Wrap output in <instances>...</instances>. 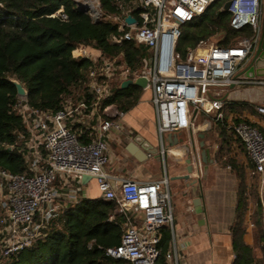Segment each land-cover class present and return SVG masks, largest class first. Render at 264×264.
Segmentation results:
<instances>
[{
	"label": "built area",
	"instance_id": "2783aa9c",
	"mask_svg": "<svg viewBox=\"0 0 264 264\" xmlns=\"http://www.w3.org/2000/svg\"><path fill=\"white\" fill-rule=\"evenodd\" d=\"M215 1L133 0L135 7L144 9L141 25L136 19L132 24L125 22L131 14L124 19L105 16L98 0H94L98 6L96 10H92V4L86 0L79 2L91 8L94 13H88L95 22H118L124 33L121 37L111 38V42L133 41L147 46L152 52V57L144 61L138 72L126 66L119 69L127 79L148 78L161 135L190 128L199 113L213 115L216 121H223L229 88L243 84L264 85V78L237 77L259 43L264 0H224V5L231 3L227 10L231 16V27L236 31L249 29L251 36L239 37L230 46H222L220 43L226 39V33L222 38L220 33L217 35L220 41L212 37L201 41L185 55L178 51L183 25L201 16ZM60 16L68 19L66 14ZM72 54L76 59L86 58L94 63L98 60L86 46L76 47ZM151 59L152 67L149 65ZM116 68L114 62L105 61L89 73L91 89L99 101L108 95L109 89L99 78L108 79ZM15 107L23 115L31 133L28 147L34 156L31 165L34 174H14L0 169L3 209L0 216V256L9 257L32 246L45 223L61 209V200L76 201L83 177L90 176L97 181L98 198L115 202L119 212L125 216L121 243L106 249V255L127 264H160L161 230L174 222L168 179L135 181L111 175L105 170L108 156L103 137L110 130L121 127L112 117H122L123 112L110 114L109 107H106L104 115L107 118L98 117L95 139L82 144L66 123L75 114L82 113L84 104L51 112L32 108L27 97L19 96ZM93 111H98V104L94 105ZM257 111L264 114V106L258 105ZM232 130L253 164L250 178L257 182L264 212V132L245 122L235 124ZM42 149L47 151L44 161ZM41 162H44L43 166ZM60 178L69 181L57 188V180L62 181ZM38 215L39 222L36 221ZM166 259L169 264H179L176 252H168Z\"/></svg>",
	"mask_w": 264,
	"mask_h": 264
},
{
	"label": "trees",
	"instance_id": "16d2710c",
	"mask_svg": "<svg viewBox=\"0 0 264 264\" xmlns=\"http://www.w3.org/2000/svg\"><path fill=\"white\" fill-rule=\"evenodd\" d=\"M98 2L105 16L124 19L131 14L140 25L143 22L141 14L144 9L135 7L133 0ZM60 14H66L68 19L64 20ZM230 22L231 16L224 9V0L215 1L201 16L183 25L178 51L185 55L201 41L210 40L220 33H226V39L220 45L230 46L233 40L242 37L241 31L234 30ZM123 33L116 21L95 22L88 12L79 8L76 0H0L1 170L34 174L31 169L34 156L28 147L31 133L23 115L15 107L19 96L12 80H18L26 88L27 102L32 108L56 112L84 104L83 113L75 114L66 123L82 144L95 139L97 131L93 127L98 121L97 118L91 121L88 129L77 120L91 114L95 104H98V112L104 118H107L104 110L108 106L125 112L137 104L142 92L137 86L120 90L110 82L112 94L100 101L91 89L89 73L105 61L114 62L117 67L115 73L120 72L121 66L138 72L144 61L152 57V52L145 45L133 41H110ZM247 33V36L252 34L251 30ZM79 46L89 47L98 57L96 63L86 58H74L73 50ZM107 80L99 78L103 84ZM229 106H233L232 109L234 106L253 109L255 105L227 101L224 108ZM224 120L219 124L225 128L227 123ZM235 122L250 123L242 119ZM223 136L228 144L231 141L229 134L224 132ZM41 152L44 161L47 151L42 149ZM225 153L226 150L220 147L218 159L230 165L237 178L236 216L231 227L235 252L233 264H264V212L257 182L255 179L254 183L249 182L248 169L242 163L234 158L224 160ZM43 164L41 162V166ZM252 168L253 165H249V169ZM56 187L61 188L59 180ZM77 194L76 201L61 200V209L45 223L32 246L9 257L0 256V264H127L106 255V249L121 243L125 216L119 212V206L101 198H88L82 189ZM2 213L0 198V216ZM36 221H40L39 215ZM248 235L251 242L246 239ZM160 249L162 258H165L167 236L161 239Z\"/></svg>",
	"mask_w": 264,
	"mask_h": 264
},
{
	"label": "crops",
	"instance_id": "0c3cea01",
	"mask_svg": "<svg viewBox=\"0 0 264 264\" xmlns=\"http://www.w3.org/2000/svg\"><path fill=\"white\" fill-rule=\"evenodd\" d=\"M126 79L121 71L113 72L105 84L109 87L108 83L112 82L119 86ZM141 90L139 101L132 109L123 112L122 117H112L121 127L110 130L103 137L108 156L106 172L135 181L168 179L174 222L162 229L161 239L167 236L168 252L177 253L179 264H233L235 252L231 227L236 216L237 178L230 165L219 161L218 150L220 147L226 150L224 160L234 158L246 166L251 183V159L233 135L232 127L237 119H242L264 132V114L257 111L258 105L264 106V85L243 84L227 90L225 103L241 101L255 106L253 109L224 108L225 128L213 115L199 113L190 128L163 135L158 129L153 93L149 88ZM108 107L110 114L122 112L115 106ZM100 115L98 111H92L77 121L89 129L90 122L95 118L98 121ZM222 132L229 134L231 141L228 144ZM206 149L210 152L207 162L203 157ZM190 169H193L191 174ZM60 180L63 185L69 181ZM84 186L87 184L81 187L86 196ZM246 239L251 242L250 235ZM159 263L169 264L166 256L161 257Z\"/></svg>",
	"mask_w": 264,
	"mask_h": 264
},
{
	"label": "water",
	"instance_id": "95a60500",
	"mask_svg": "<svg viewBox=\"0 0 264 264\" xmlns=\"http://www.w3.org/2000/svg\"><path fill=\"white\" fill-rule=\"evenodd\" d=\"M77 4L82 7L81 9L83 11H90L91 8L87 6H82L79 2ZM231 3L227 2L224 5V9L227 11L230 7ZM125 22L127 24L135 23L136 20L132 15H128L125 18ZM225 35V33H221L220 38H222ZM220 41V40H219ZM150 67L153 66V59L149 62ZM237 77L246 78V79H255V78H264V16L262 21V32L261 37L259 40V43L257 45V48L253 55L251 56L249 62L247 63V66L240 71V73L237 75ZM12 83L15 85L17 89L18 96L20 97H27L28 91L26 88L18 81V80H12ZM131 86H137L142 89L148 88V78L146 76H138L136 78H129L126 79L121 83V85L118 86V89L120 90H127ZM204 161L207 162V157H210L209 150H205L203 153ZM160 160L162 161V158L160 157ZM207 170V167H206ZM193 169H190V174L192 173ZM92 178L90 176H84L82 179V184L88 183ZM184 179L189 180L190 177H185Z\"/></svg>",
	"mask_w": 264,
	"mask_h": 264
},
{
	"label": "rangeland",
	"instance_id": "374dc122",
	"mask_svg": "<svg viewBox=\"0 0 264 264\" xmlns=\"http://www.w3.org/2000/svg\"><path fill=\"white\" fill-rule=\"evenodd\" d=\"M78 2H83V0H76ZM92 7V10H96V8L98 9V6L96 5V3H94V0H86ZM93 2V3H92ZM90 14L94 13L93 11H90L89 12ZM249 31L248 29H245L244 31H241L240 33H242L240 36H247L249 35L247 33V31ZM251 36V35H250ZM214 40L218 41L219 40V37L215 36L213 38ZM256 181V180H255ZM250 182V181H249ZM252 183L253 182V179L251 180ZM62 185V183L60 184ZM83 190H84V194L88 197V198H98L100 195H99V191H98V185H97V181L94 180V179H91L88 183H87V186H84L83 187Z\"/></svg>",
	"mask_w": 264,
	"mask_h": 264
}]
</instances>
